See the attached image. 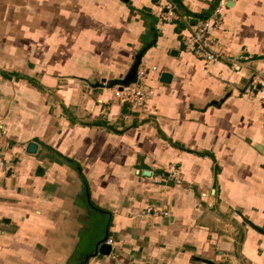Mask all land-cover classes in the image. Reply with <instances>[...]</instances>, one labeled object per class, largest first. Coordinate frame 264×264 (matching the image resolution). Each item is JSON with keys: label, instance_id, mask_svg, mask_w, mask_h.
Returning <instances> with one entry per match:
<instances>
[{"label": "crops", "instance_id": "0c3cea01", "mask_svg": "<svg viewBox=\"0 0 264 264\" xmlns=\"http://www.w3.org/2000/svg\"><path fill=\"white\" fill-rule=\"evenodd\" d=\"M170 1L0 0V264H264V0L215 62L181 37L217 0ZM142 48L131 110L103 85Z\"/></svg>", "mask_w": 264, "mask_h": 264}, {"label": "built area", "instance_id": "2783aa9c", "mask_svg": "<svg viewBox=\"0 0 264 264\" xmlns=\"http://www.w3.org/2000/svg\"><path fill=\"white\" fill-rule=\"evenodd\" d=\"M229 0H217L212 12L209 16L201 18L192 24H189L188 29L182 35V46L184 49L191 51L193 54L201 57L205 61L215 62L221 58V53L212 50L213 36L212 31L221 25V15L220 11L226 6ZM168 12L161 15V20H170L172 18L179 17L175 14V7L172 1L169 0L167 4ZM173 11H169L172 10ZM171 16V18H170ZM152 70L156 67L152 66ZM147 75V70L145 68L138 67L137 78L134 83L128 86H123L119 88L118 86H113L112 92L115 98H117L122 103H127L131 110L140 109L144 102L152 95L153 89L148 88L145 83V77ZM261 102L264 105V97L261 98ZM169 174L173 178L174 182L181 183L180 171L174 167H169ZM157 212L154 208H149L147 213Z\"/></svg>", "mask_w": 264, "mask_h": 264}, {"label": "water", "instance_id": "95a60500", "mask_svg": "<svg viewBox=\"0 0 264 264\" xmlns=\"http://www.w3.org/2000/svg\"><path fill=\"white\" fill-rule=\"evenodd\" d=\"M144 48L140 49L137 54L135 55L133 62L131 66L129 67L127 73L122 77L118 79H113L110 82H107L106 86L107 88H112L113 86H118L119 88L123 86H128L131 83H134L137 78V70L141 62V57L143 55ZM170 75L168 73H161L160 74V81L162 82H169L170 80ZM104 82V80H102ZM101 83V82H100ZM102 85V84H96V86ZM35 149V144L33 143H28L27 145V150L29 152H33ZM107 239V238H106ZM105 239V242H98L95 248V254L97 252H100L102 254H108L110 252V244H108L107 240ZM104 240V239H103ZM100 244V246H98ZM89 257V256H88ZM88 257L86 259H88Z\"/></svg>", "mask_w": 264, "mask_h": 264}, {"label": "trees", "instance_id": "16d2710c", "mask_svg": "<svg viewBox=\"0 0 264 264\" xmlns=\"http://www.w3.org/2000/svg\"><path fill=\"white\" fill-rule=\"evenodd\" d=\"M205 18V17H204Z\"/></svg>", "mask_w": 264, "mask_h": 264}]
</instances>
